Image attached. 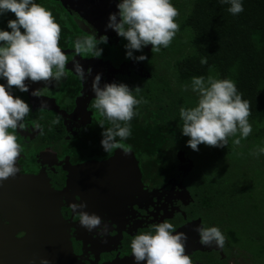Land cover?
<instances>
[{"label": "flooded vegetation", "instance_id": "obj_1", "mask_svg": "<svg viewBox=\"0 0 264 264\" xmlns=\"http://www.w3.org/2000/svg\"><path fill=\"white\" fill-rule=\"evenodd\" d=\"M62 9V15L55 17L60 24L58 46L66 56V77L58 85L50 83L41 97L30 93L43 87L42 81H26L28 92H14L29 104L30 111L23 128L9 130L14 132L22 151L17 161L19 171L0 182V264H40L42 257L48 258L49 264H123L131 257L129 242L133 236L162 220L186 233L185 252L192 264H235L238 250L227 244L226 237L222 248L203 245L194 230L203 223L217 226L225 236L226 223L224 207L212 197H205L199 181L201 172L192 161L196 155H187L179 148L172 153L164 143L162 148L166 150L156 154V160L150 158L146 134H130L121 141V148L105 153L100 146L99 124L104 121L107 127L108 122L92 108L93 75L82 80L72 70L73 61L85 69L97 63L106 65L101 85L115 81L145 89L149 80L157 81L162 86L159 95L169 105L179 94V76L172 75L169 56L163 48L152 52L148 45L142 49L144 61L126 59L125 41L118 36L107 38V43L100 45V57L87 52L76 55L73 41L92 34ZM63 17L68 18V24L62 22ZM134 111L130 133L132 126H140L143 133L149 110L140 104ZM52 120L58 122L51 124ZM160 139L169 142L165 136ZM131 141L141 143L139 149ZM118 149L132 152L136 159L140 183L133 192L122 190L123 185L108 187L105 178L90 168L94 163L109 160ZM171 154L177 161L176 167L170 160ZM223 172L222 169L214 173L215 179L224 181ZM123 179L121 176L120 180ZM76 201L83 202L84 211L98 214L108 225L103 236L96 229L89 232L79 224L72 210Z\"/></svg>", "mask_w": 264, "mask_h": 264}, {"label": "clouds", "instance_id": "obj_2", "mask_svg": "<svg viewBox=\"0 0 264 264\" xmlns=\"http://www.w3.org/2000/svg\"><path fill=\"white\" fill-rule=\"evenodd\" d=\"M226 4L227 12L232 15L241 13L243 0H218ZM116 11L108 14L106 29L113 30L125 43V58L144 61L142 49L151 45L152 52L167 48L178 30L175 18L178 10L171 0H118ZM12 18H6L8 14ZM6 18V19H5ZM0 182L14 176L19 168L18 157L22 151L13 131L24 127V118L30 111L29 104L15 91L28 92V82H44V86L33 89L32 96L46 94L48 85H58L66 77V56L58 46L60 26L55 22L50 11L37 0H0ZM107 43L106 35H88L73 41L76 55L83 52L92 57L102 55L100 45ZM140 52L139 55H135ZM199 63H207L201 57ZM72 70L80 79L91 75L90 69L73 61ZM191 91L196 94L194 106L181 107L179 117L182 120L181 135L187 136L186 145L198 151V145L223 147L227 138L239 132L234 144L240 143L252 131L248 121L249 102L242 99L235 83L227 78L215 79L208 76H193ZM91 91L94 93L92 108L97 110L108 122L101 121L100 146L105 152L121 148V141L130 136V121L136 115L134 108L147 103L141 93V87L130 88L123 82H105L101 85V75L92 77ZM52 120L51 124H56ZM39 127V125H37ZM254 155H264V144L259 146ZM86 205L76 201L72 210L78 216L79 224L92 232L103 236L108 225L101 216L83 209ZM199 243L215 244L222 248L225 236L217 226H205L200 223L195 227ZM187 235L176 231L174 225L162 220L151 226L146 232H139L129 242L131 256L135 264H192L185 252ZM40 264H49L42 257Z\"/></svg>", "mask_w": 264, "mask_h": 264}, {"label": "trees", "instance_id": "obj_3", "mask_svg": "<svg viewBox=\"0 0 264 264\" xmlns=\"http://www.w3.org/2000/svg\"><path fill=\"white\" fill-rule=\"evenodd\" d=\"M37 3L50 11L58 23L55 16L59 17L64 12L59 4L53 0H37ZM171 3L178 10L175 18L178 29L187 27L190 32L185 38L177 32L175 34L180 42L191 49V52L182 58H176L174 62L180 80L192 79L193 76L206 78L210 73L218 74L219 79H230L235 83L242 99L249 102L248 119L254 122L264 121V0H243L244 10L237 15L228 13V5L220 4L218 0H192L186 11V3L182 0H171ZM6 18H12V14L9 13ZM3 26V20H0V27ZM172 44L170 47L173 50ZM175 50L177 49L174 48ZM201 57L207 60L203 66L199 63ZM159 87V82L149 80L145 89H141L140 95L147 101L144 105L149 110L148 121L142 126L143 133L140 126H132L131 135L146 134L148 157L155 160L156 154L166 150L162 148L164 143L172 153L179 148L186 151L187 155H196L192 161H195L198 173L201 172L199 181L205 197H212L219 205L226 207L230 214L231 207L239 202L231 193V181L234 180L230 179V165H226L238 153L233 145V136L227 138L223 147L200 144L198 151L192 150L186 145L188 137L180 133L182 120L179 109L191 107L192 104L185 101H192L197 97H191L195 95L193 93L184 95L180 92L168 105L159 95L162 91L158 90ZM260 133L264 134V128ZM160 136L167 137L169 142H163ZM131 144L135 149L141 146V143L134 141ZM171 156L170 160L176 167L177 161L173 154ZM217 168H221L220 171L223 169V173L229 175V180H225L226 175L222 176V182L219 177L215 179L213 171ZM239 198L242 200L240 196ZM244 217L242 227L247 230L253 224V219L246 215ZM251 237L254 238L252 233ZM227 244L231 245L229 241Z\"/></svg>", "mask_w": 264, "mask_h": 264}, {"label": "rangeland", "instance_id": "obj_4", "mask_svg": "<svg viewBox=\"0 0 264 264\" xmlns=\"http://www.w3.org/2000/svg\"><path fill=\"white\" fill-rule=\"evenodd\" d=\"M182 1L186 3V11L192 0ZM62 19L65 25L69 23L67 17H63ZM177 33L184 37L190 32L187 27H182L178 29ZM176 38L177 37L174 36L171 41V44L174 43L172 44L174 45L173 50L170 47L171 44H169L167 48H163L165 54L169 56L168 65L170 64L169 66L172 67V75L175 76L177 74L173 70L172 60L182 58L191 52V49ZM174 48L177 49L175 50L176 52ZM88 69H90L91 74L95 76L97 73L103 75L108 68L106 65L104 66V64L97 63V65L88 66ZM208 76L219 79L216 73H210ZM207 77L205 79H207ZM178 79L179 81L176 82V86L179 93L181 92L184 95L193 93L190 87L191 79ZM191 97H196V94L191 95ZM196 100L197 98L192 101L186 100L185 102L187 104L191 103L192 106H194ZM248 121L252 125V131L247 137L240 138L239 144L233 143L238 153H236L229 162H226V165H230L231 167L230 179L234 180L231 181V186L233 188L231 193L234 197L239 199V202H236L234 206L231 207L232 210L230 214L227 213L228 211L226 207H224L225 212L223 215H225L224 221L226 223L223 227L226 239L231 245L235 246V251L238 250L235 256V264H264V155L253 154L259 146L264 144V134L260 133L264 128V121L254 122L250 119H248ZM237 138H239V132L232 137V140ZM220 170L221 168H217L213 172L216 173ZM225 180H229V175H226ZM245 215L253 219V224H250L247 230H244L242 227ZM251 218L250 223L252 222ZM251 233L254 235V238L251 237Z\"/></svg>", "mask_w": 264, "mask_h": 264}, {"label": "water", "instance_id": "obj_5", "mask_svg": "<svg viewBox=\"0 0 264 264\" xmlns=\"http://www.w3.org/2000/svg\"><path fill=\"white\" fill-rule=\"evenodd\" d=\"M70 12L79 25L90 34L106 35L107 38L117 36L111 29L105 28L108 14L116 11L118 0H55ZM94 173L105 178L108 187L124 186L122 190L135 191L140 183V173L136 159L132 152L118 149L107 161H101L90 166ZM123 180H120V177ZM122 179V178H121ZM116 190H119L116 188ZM128 192V193H129ZM123 264H135L132 256ZM143 264V262H140Z\"/></svg>", "mask_w": 264, "mask_h": 264}]
</instances>
